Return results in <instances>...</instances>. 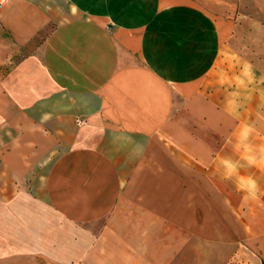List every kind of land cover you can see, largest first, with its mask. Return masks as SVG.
Masks as SVG:
<instances>
[{
  "label": "crops",
  "instance_id": "crops-1",
  "mask_svg": "<svg viewBox=\"0 0 264 264\" xmlns=\"http://www.w3.org/2000/svg\"><path fill=\"white\" fill-rule=\"evenodd\" d=\"M243 5L0 0V264H264Z\"/></svg>",
  "mask_w": 264,
  "mask_h": 264
},
{
  "label": "rangeland",
  "instance_id": "rangeland-1",
  "mask_svg": "<svg viewBox=\"0 0 264 264\" xmlns=\"http://www.w3.org/2000/svg\"><path fill=\"white\" fill-rule=\"evenodd\" d=\"M237 31L231 44L245 58L264 67V0H244L236 17ZM229 264H250L248 260H232Z\"/></svg>",
  "mask_w": 264,
  "mask_h": 264
}]
</instances>
